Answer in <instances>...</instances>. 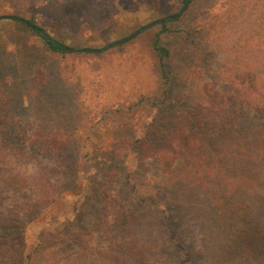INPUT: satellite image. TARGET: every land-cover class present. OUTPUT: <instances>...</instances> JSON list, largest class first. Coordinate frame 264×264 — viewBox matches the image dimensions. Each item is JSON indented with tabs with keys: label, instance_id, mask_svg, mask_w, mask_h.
<instances>
[{
	"label": "rangeland",
	"instance_id": "obj_1",
	"mask_svg": "<svg viewBox=\"0 0 264 264\" xmlns=\"http://www.w3.org/2000/svg\"><path fill=\"white\" fill-rule=\"evenodd\" d=\"M182 2L0 0V15L33 19L74 49L53 52L13 21H0L1 264H180L165 215L176 241L205 255L193 264H235L234 254L204 251L181 185L168 183L181 161L167 169L159 159L165 138L147 131L158 123L171 139L198 89L227 90L226 65L238 51L244 61L264 60L261 34L248 32L240 39L245 48L233 46L245 18L257 30L264 0H192L167 20L160 37L170 51L169 89L160 111L130 109L158 87L152 41L159 24L97 54L75 51L131 36L177 14Z\"/></svg>",
	"mask_w": 264,
	"mask_h": 264
},
{
	"label": "trees",
	"instance_id": "obj_2",
	"mask_svg": "<svg viewBox=\"0 0 264 264\" xmlns=\"http://www.w3.org/2000/svg\"><path fill=\"white\" fill-rule=\"evenodd\" d=\"M191 1L186 0V8ZM28 21L36 25L33 19ZM13 22L31 32L53 52L71 53L74 50L37 25L39 32L23 23ZM255 22L257 30L254 26L252 32L245 18L234 47L245 48L240 39L248 32L264 36V11ZM167 23L165 20L159 24L161 31L152 41L158 87L151 94L138 98L130 106L134 111H160L167 106L169 75L166 61L170 51L160 37L167 31ZM238 53L241 56L226 65L228 73L223 82L227 90L218 89L216 84L209 94L198 89V102L194 101L193 106L182 111V122L171 139L161 133L158 123L149 128L147 137L165 138L167 150L159 151V159L167 169L171 170L175 159L181 161L179 168L174 167L169 173L168 183L181 185V202L197 217L206 242L204 251L234 254L235 264H255L253 252L257 251L264 258V60L244 61V54ZM143 139L147 141V138ZM164 217L162 227L169 229V238L177 245L175 252L180 264H193L195 259L205 261V255L194 251L193 246L176 241L177 233L170 229L169 217ZM175 227L181 231V225L175 224ZM215 264L227 263L218 261Z\"/></svg>",
	"mask_w": 264,
	"mask_h": 264
},
{
	"label": "water",
	"instance_id": "obj_3",
	"mask_svg": "<svg viewBox=\"0 0 264 264\" xmlns=\"http://www.w3.org/2000/svg\"><path fill=\"white\" fill-rule=\"evenodd\" d=\"M186 7H187L186 0H183L182 7L178 11L177 14L171 15L170 17H164V18L156 19V20H154V21H152L150 23H147V24L143 25L142 27H140L138 30H136L131 36H128V37H125L123 39L114 41V42L108 44L106 47L99 48V49H95V48H80V49H77L75 51L76 52H82V53L97 54V53H100V52H102L103 50H105L107 48H110V47L114 46V45L128 42L131 38L136 37L139 33H141L142 31H144V30H146V29H148V28H150V27H152L154 25L160 24V23H162V22H164L165 20H168V19L169 20H175L176 18L180 17L181 14L183 13V11L186 9ZM3 20H10V21L20 22V23L25 24L31 30L39 32V28L36 25L30 23L28 20L23 19L21 17L14 16V15H0V21H3Z\"/></svg>",
	"mask_w": 264,
	"mask_h": 264
}]
</instances>
